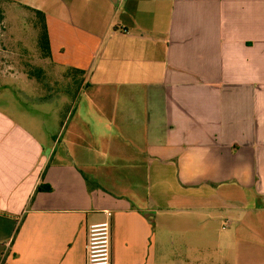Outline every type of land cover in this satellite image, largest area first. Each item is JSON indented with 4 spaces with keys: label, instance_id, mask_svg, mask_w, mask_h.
I'll return each mask as SVG.
<instances>
[{
    "label": "crops",
    "instance_id": "1",
    "mask_svg": "<svg viewBox=\"0 0 264 264\" xmlns=\"http://www.w3.org/2000/svg\"><path fill=\"white\" fill-rule=\"evenodd\" d=\"M9 2L44 15L49 61L79 80L54 144L35 109L0 108V264H86L106 212L112 264H186L174 210L264 216V0ZM34 79L19 92L57 97ZM174 184L196 205L175 209Z\"/></svg>",
    "mask_w": 264,
    "mask_h": 264
},
{
    "label": "rangeland",
    "instance_id": "2",
    "mask_svg": "<svg viewBox=\"0 0 264 264\" xmlns=\"http://www.w3.org/2000/svg\"><path fill=\"white\" fill-rule=\"evenodd\" d=\"M0 11L4 16L0 22V108L13 115H19L18 111L22 106L35 109L30 110V114L39 113L45 119L46 131L53 133L51 143L54 144L59 131L57 120L53 123L52 119L57 118V114L67 113L71 107L73 95L71 92L67 95L65 91L70 87L76 89L79 76H71L64 71L62 75H57V66L43 56L45 51L39 46L41 27L38 14L19 9L9 0H0ZM48 65L53 66L47 70L46 75L38 69H46ZM32 77L36 78L34 80L57 82V97L41 101L28 93L25 95L19 92L24 79ZM192 190L191 194L194 193ZM181 192L174 184L175 209L182 204L196 205V202L182 201ZM217 192L221 196L229 193ZM241 198L244 196L239 195V204ZM223 201L224 199L215 200L212 203L216 206L223 204ZM229 203L228 201L223 208L202 211L200 216H182L181 213L171 210L175 214L172 224L178 229L175 233L177 239L178 235H182L179 233L181 227L189 225L190 235L188 242H182L183 246L176 241L175 256L187 257L186 264H264V216L258 214L253 217L241 207L230 210ZM194 226L199 228L195 230ZM193 235L199 236V242Z\"/></svg>",
    "mask_w": 264,
    "mask_h": 264
},
{
    "label": "built area",
    "instance_id": "3",
    "mask_svg": "<svg viewBox=\"0 0 264 264\" xmlns=\"http://www.w3.org/2000/svg\"><path fill=\"white\" fill-rule=\"evenodd\" d=\"M107 218L91 224L87 236L86 264H112V212Z\"/></svg>",
    "mask_w": 264,
    "mask_h": 264
},
{
    "label": "trees",
    "instance_id": "4",
    "mask_svg": "<svg viewBox=\"0 0 264 264\" xmlns=\"http://www.w3.org/2000/svg\"><path fill=\"white\" fill-rule=\"evenodd\" d=\"M39 15V24L41 27V31H40V35H39V46L40 48L45 51L43 52V56L45 58H49L50 57V46H49V38H48V31H47V26L45 23V19H44V15L41 12H36ZM4 19L3 13L2 11H0V22ZM85 180L87 182V184L90 187H98V184L91 180L87 175H84ZM39 190H42V187L38 188ZM47 190H49L50 188H45Z\"/></svg>",
    "mask_w": 264,
    "mask_h": 264
}]
</instances>
